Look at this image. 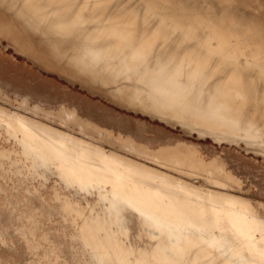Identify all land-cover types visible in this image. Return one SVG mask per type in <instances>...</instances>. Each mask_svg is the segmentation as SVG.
<instances>
[{"label": "bare ground", "instance_id": "bare-ground-1", "mask_svg": "<svg viewBox=\"0 0 264 264\" xmlns=\"http://www.w3.org/2000/svg\"><path fill=\"white\" fill-rule=\"evenodd\" d=\"M0 5L45 40L53 58L128 104L264 156L261 27L167 0H0ZM0 35L16 51L45 60L10 20L0 18ZM0 127L9 144H0V243L14 252L16 243L28 254L40 239L49 244L38 229L48 227L41 221L43 208L50 206L70 225L68 232H54L81 247L73 264H264V215L212 172H191L209 182L196 185L156 158L129 157L84 133L77 136L2 106ZM173 162L179 164L176 157ZM48 175L55 184L43 196L46 186L32 180L47 181ZM25 208L34 215L28 217ZM25 219L32 231L15 225ZM24 233L30 236L27 244Z\"/></svg>", "mask_w": 264, "mask_h": 264}, {"label": "rangeland", "instance_id": "rangeland-1", "mask_svg": "<svg viewBox=\"0 0 264 264\" xmlns=\"http://www.w3.org/2000/svg\"><path fill=\"white\" fill-rule=\"evenodd\" d=\"M167 1L187 7L193 3L202 7V10L210 9L211 12L221 11L243 22L255 24L264 31V0ZM0 18L10 20L16 29L25 35L30 45L41 51L45 57L41 62L36 61L33 57L16 51L9 39L0 35V106L15 109L28 116H36L45 123L68 130L77 136L84 133L98 139L105 148H115L129 157L156 158L155 160L164 162L172 168H179L183 172L182 177L196 185L207 186L209 182L202 175L192 176L191 172L202 174L212 172L214 177L225 180L226 190L250 199L264 215L262 154L247 149L243 143L237 145L219 142L210 135H201L195 130L189 131L179 123L168 122L138 106L128 104L99 82L91 79L89 75L80 74L66 61L53 58L48 43L38 34L28 30L1 5ZM61 106L73 109L76 113L67 108L58 110ZM63 120L66 124L61 123ZM79 124L83 125L82 131L78 128ZM0 132H3L1 127ZM0 144L9 146L5 141L4 133L0 136ZM131 145L139 149L140 153L133 151ZM173 157L179 160L178 165L173 162ZM147 163L174 173L172 169L166 168L157 161L148 160ZM52 176L48 175L47 181L42 178L32 180L34 185L46 186L43 188V196L50 192L55 184V178ZM217 188L223 190L221 186ZM32 200L36 199L32 198ZM26 207L29 209L30 205L27 204ZM54 208L50 206L43 208L45 218L41 222L45 226L47 223L48 227L43 226L38 229L41 235H48L49 244L40 239L42 243L36 245L32 254H28L22 243H16L18 251L15 252L0 243L1 264H61L63 262L73 264L75 262L76 250L79 252L81 247L71 238L54 232L56 228L60 231L62 229L66 232L70 231V225L60 222V217ZM28 209L25 208L26 213ZM28 214V217L34 215V213ZM15 225L21 232L25 228L32 231V226L26 222V219L17 221ZM27 235V233L23 235L26 244L30 239Z\"/></svg>", "mask_w": 264, "mask_h": 264}, {"label": "crops", "instance_id": "crops-1", "mask_svg": "<svg viewBox=\"0 0 264 264\" xmlns=\"http://www.w3.org/2000/svg\"><path fill=\"white\" fill-rule=\"evenodd\" d=\"M62 108H67V109H70V108H68V107H65V106H61L59 109H62ZM58 109V110H59ZM70 110H73V109H70ZM73 111H75V110H73ZM75 113H76V111H75ZM87 121V120H86ZM87 122H89V121H87ZM89 123H91V122H89ZM93 124V123H92ZM95 125V124H94ZM98 126V125H97Z\"/></svg>", "mask_w": 264, "mask_h": 264}]
</instances>
